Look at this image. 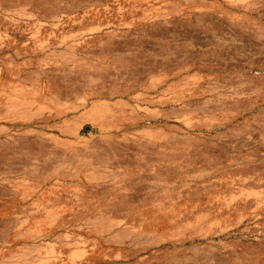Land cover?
Returning a JSON list of instances; mask_svg holds the SVG:
<instances>
[{
    "label": "rangeland",
    "instance_id": "rangeland-1",
    "mask_svg": "<svg viewBox=\"0 0 264 264\" xmlns=\"http://www.w3.org/2000/svg\"><path fill=\"white\" fill-rule=\"evenodd\" d=\"M0 264H264V0H0Z\"/></svg>",
    "mask_w": 264,
    "mask_h": 264
},
{
    "label": "water",
    "instance_id": "water-1",
    "mask_svg": "<svg viewBox=\"0 0 264 264\" xmlns=\"http://www.w3.org/2000/svg\"><path fill=\"white\" fill-rule=\"evenodd\" d=\"M85 129H88V126H86Z\"/></svg>",
    "mask_w": 264,
    "mask_h": 264
}]
</instances>
